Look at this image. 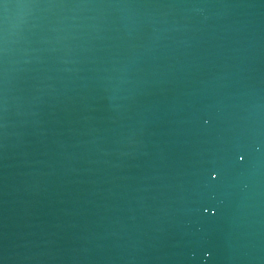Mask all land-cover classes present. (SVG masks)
Wrapping results in <instances>:
<instances>
[{
  "label": "water",
  "instance_id": "1",
  "mask_svg": "<svg viewBox=\"0 0 264 264\" xmlns=\"http://www.w3.org/2000/svg\"><path fill=\"white\" fill-rule=\"evenodd\" d=\"M0 264H264V0H0Z\"/></svg>",
  "mask_w": 264,
  "mask_h": 264
}]
</instances>
